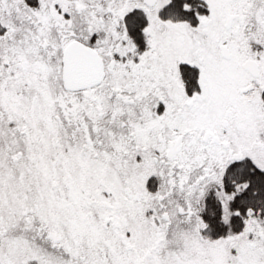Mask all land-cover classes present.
I'll use <instances>...</instances> for the list:
<instances>
[{"label": "snow or ice", "instance_id": "6c2138e0", "mask_svg": "<svg viewBox=\"0 0 264 264\" xmlns=\"http://www.w3.org/2000/svg\"><path fill=\"white\" fill-rule=\"evenodd\" d=\"M0 264H264V0H0Z\"/></svg>", "mask_w": 264, "mask_h": 264}]
</instances>
